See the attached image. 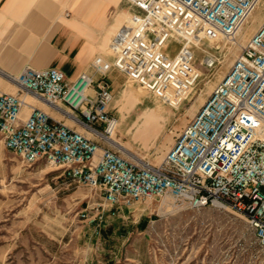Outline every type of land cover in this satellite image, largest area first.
Returning <instances> with one entry per match:
<instances>
[{
    "label": "built area",
    "instance_id": "built-area-1",
    "mask_svg": "<svg viewBox=\"0 0 264 264\" xmlns=\"http://www.w3.org/2000/svg\"><path fill=\"white\" fill-rule=\"evenodd\" d=\"M261 1L126 0L129 19L111 38V59L97 54L93 73L70 80L57 67L2 72L17 87L0 90L6 147L27 164L46 160L62 167L71 183L99 190L101 214L169 195L192 208L243 215L264 248V19L160 162L129 155L113 137L119 117L111 108L109 77L117 70L178 107L203 75L198 51L203 67L216 68L222 54L213 48L221 45L210 40L239 45L237 37ZM172 40L179 44L174 54L168 50ZM24 108L30 110L25 118Z\"/></svg>",
    "mask_w": 264,
    "mask_h": 264
},
{
    "label": "rangeland",
    "instance_id": "rangeland-1",
    "mask_svg": "<svg viewBox=\"0 0 264 264\" xmlns=\"http://www.w3.org/2000/svg\"><path fill=\"white\" fill-rule=\"evenodd\" d=\"M262 1L239 33V45L210 40L221 45L213 48L222 54L216 68L203 67L198 51L203 75L180 106L163 102L122 73L111 108L129 155L162 160L263 21ZM117 13L121 20L112 36L129 19L126 2ZM178 48L175 40L169 42L172 54ZM151 109L156 111L148 120ZM102 202L99 190L71 183L62 167L46 160L23 162L0 133V264H264V248L233 210L192 208L165 195L101 214Z\"/></svg>",
    "mask_w": 264,
    "mask_h": 264
},
{
    "label": "crops",
    "instance_id": "crops-1",
    "mask_svg": "<svg viewBox=\"0 0 264 264\" xmlns=\"http://www.w3.org/2000/svg\"><path fill=\"white\" fill-rule=\"evenodd\" d=\"M125 2L0 0V90L16 92L15 84L2 72L17 74L26 66L57 67L70 80L84 71L93 73L91 62L97 54L111 59L109 40L120 24V16L115 17L117 10ZM121 75L117 70L109 74L114 93ZM25 100L57 115L44 102L29 96ZM151 110L145 114L148 120L154 118L155 109ZM29 112V108H24L23 118ZM65 122L71 124L70 120Z\"/></svg>",
    "mask_w": 264,
    "mask_h": 264
},
{
    "label": "bare ground",
    "instance_id": "bare-ground-1",
    "mask_svg": "<svg viewBox=\"0 0 264 264\" xmlns=\"http://www.w3.org/2000/svg\"><path fill=\"white\" fill-rule=\"evenodd\" d=\"M263 2V1H262ZM262 5V4H261ZM156 111V110H155ZM155 113V112H154ZM113 137L123 146V143L121 142V140H119V138H118V136H117V134L115 135H113ZM123 149H124V151L125 152H128L125 148H124V146H123Z\"/></svg>",
    "mask_w": 264,
    "mask_h": 264
}]
</instances>
